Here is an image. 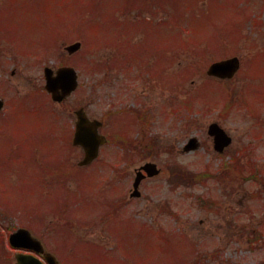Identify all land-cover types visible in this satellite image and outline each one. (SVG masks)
Here are the masks:
<instances>
[{
	"label": "rangeland",
	"instance_id": "obj_1",
	"mask_svg": "<svg viewBox=\"0 0 264 264\" xmlns=\"http://www.w3.org/2000/svg\"><path fill=\"white\" fill-rule=\"evenodd\" d=\"M173 4L0 0L1 234L28 227L62 264H264V0ZM235 54L234 79L207 75ZM64 64L80 85L54 102L44 68ZM80 107L110 140L84 167L72 145ZM214 121L233 138L223 153ZM119 132L134 139L130 154L113 144ZM193 136L201 146L184 151ZM148 161L161 173L133 198Z\"/></svg>",
	"mask_w": 264,
	"mask_h": 264
},
{
	"label": "water",
	"instance_id": "obj_2",
	"mask_svg": "<svg viewBox=\"0 0 264 264\" xmlns=\"http://www.w3.org/2000/svg\"><path fill=\"white\" fill-rule=\"evenodd\" d=\"M80 43H75L68 47L72 52L80 48ZM240 67V59L237 56L220 60L211 64L208 69L210 75L218 76L220 78L233 77ZM47 85L46 88L52 93L55 100H62L69 96L78 86V74L74 68L64 67L57 70L56 74L50 68H46ZM3 102L0 100V108ZM76 126L73 138L74 145L82 146L84 148V158L79 163L86 165L92 162L98 155L99 149L103 143L107 141L105 135L100 132V127L103 125L98 119L89 118L84 107L76 110ZM209 133L215 136V148L223 151L224 147L230 144L231 137L225 132L218 123H212L209 126ZM199 146L197 138H192L186 146V150L195 149ZM150 176L156 175L160 172L156 163L148 162L142 166ZM142 172H138L135 181V186L138 187L143 178ZM134 194H139L135 192ZM10 241L15 247H25L35 250L43 254L50 264H60L55 256L46 252L42 242L32 235V233L25 228H21L11 234ZM18 264H43L42 261L31 254H18Z\"/></svg>",
	"mask_w": 264,
	"mask_h": 264
},
{
	"label": "trees",
	"instance_id": "obj_3",
	"mask_svg": "<svg viewBox=\"0 0 264 264\" xmlns=\"http://www.w3.org/2000/svg\"><path fill=\"white\" fill-rule=\"evenodd\" d=\"M188 103L189 108L193 109V105L190 103V100H188ZM113 142L119 145L120 147L124 148L125 151L129 150L131 152L133 150V140L126 139L121 133H118V136L114 138Z\"/></svg>",
	"mask_w": 264,
	"mask_h": 264
},
{
	"label": "flooded vegetation",
	"instance_id": "obj_4",
	"mask_svg": "<svg viewBox=\"0 0 264 264\" xmlns=\"http://www.w3.org/2000/svg\"><path fill=\"white\" fill-rule=\"evenodd\" d=\"M0 98H2V97L0 96ZM2 99H3V98H2ZM3 102H4V104H5V100H4V99H3ZM5 108H7V106H6ZM5 108H4V109H5ZM4 109H3V110H4ZM39 178H40V177H39Z\"/></svg>",
	"mask_w": 264,
	"mask_h": 264
}]
</instances>
